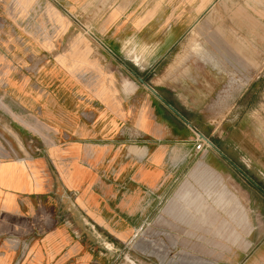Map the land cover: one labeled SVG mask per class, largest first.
Segmentation results:
<instances>
[{
  "label": "crops",
  "instance_id": "1",
  "mask_svg": "<svg viewBox=\"0 0 264 264\" xmlns=\"http://www.w3.org/2000/svg\"><path fill=\"white\" fill-rule=\"evenodd\" d=\"M95 25L115 51L109 63L85 45L76 73L0 62L15 79L0 92L15 104L1 107L9 121L0 116V264H101L163 194L171 196L154 221L177 231L174 244L191 242L186 263L264 264L255 181L264 178V138L224 144L212 126L230 130L235 102L214 103L230 68L264 74V0H119ZM193 35L206 57L192 50ZM146 241L149 255L169 248Z\"/></svg>",
  "mask_w": 264,
  "mask_h": 264
},
{
  "label": "rangeland",
  "instance_id": "2",
  "mask_svg": "<svg viewBox=\"0 0 264 264\" xmlns=\"http://www.w3.org/2000/svg\"><path fill=\"white\" fill-rule=\"evenodd\" d=\"M119 0H0V62L19 61L25 58L28 66L25 72L40 73L47 64H60V69H66L76 73L78 47L87 46L91 57L101 59V62L109 63V56L115 57V51L109 43L108 35L97 32L96 28L99 19L108 14L111 6L118 4ZM125 3V1H123ZM205 4L198 2V9ZM101 21V20H100ZM201 24V23H199ZM198 24V25H199ZM99 27V26H98ZM190 35L187 36L189 38ZM193 35L192 50L197 52L199 57H206V47L200 37ZM189 51V47H187ZM205 49V50H204ZM187 51V52H188ZM52 66V65H51ZM56 73L60 69L55 65ZM0 72V92L14 89L15 79L13 71ZM10 73V74H9ZM2 96V94H0ZM0 116L3 120L9 121V114H6L2 105L14 108L13 99L8 97L0 98ZM235 102L234 112L230 114V130L221 132V126L213 123L216 141L224 144L229 142L243 141L253 142L254 134L264 138V74L248 69L238 70L233 67L229 70L228 89L215 99L214 103L220 105H231ZM221 111H219V114ZM210 122H207L206 126ZM255 126L263 129L254 130ZM208 130V129H207ZM246 134V136H244ZM196 138V135L194 136ZM200 144L203 142L199 140ZM8 147V145H7ZM9 148V147H8ZM191 157L199 158L201 150L196 146L188 147ZM246 154H252L253 148L246 147ZM178 151H173L172 156L177 157ZM236 153V152H235ZM191 159V158H190ZM189 164L185 163L183 169L174 178V188L183 181L188 174ZM259 180V182L257 181ZM264 190V178L255 179ZM172 187V186H171ZM171 195H161L159 205L152 209L143 223L136 227L132 235L125 241H118L109 245L111 254L103 258L101 264H193L183 260L184 251H190V244L183 246L180 242L169 241L171 235L177 233L172 226L165 221L159 226L154 219L159 213V208L166 203ZM262 218L264 227V193L262 194ZM166 220L168 217H165ZM170 233L165 238L159 239L169 248L159 257L149 255L147 251L146 238L150 237L157 242L158 231ZM156 243V242H154ZM157 244V243H156ZM188 259V258H186ZM182 260V261H181ZM217 261V260H216ZM218 264L220 261H217ZM225 264V263H224Z\"/></svg>",
  "mask_w": 264,
  "mask_h": 264
},
{
  "label": "water",
  "instance_id": "3",
  "mask_svg": "<svg viewBox=\"0 0 264 264\" xmlns=\"http://www.w3.org/2000/svg\"><path fill=\"white\" fill-rule=\"evenodd\" d=\"M171 109H173L171 106H169ZM174 110V109H173ZM175 111V110H174ZM175 113L177 114V115H179L182 119H183V117L177 112V111H175ZM185 120V119H184ZM197 136H198V138H200V139H203V140H205L210 146H212L217 152H219L221 155H223V153L211 142V140H209L207 137H205L201 132H198L197 131Z\"/></svg>",
  "mask_w": 264,
  "mask_h": 264
}]
</instances>
